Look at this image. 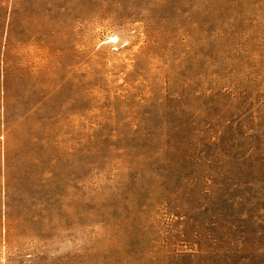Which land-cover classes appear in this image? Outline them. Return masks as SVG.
Segmentation results:
<instances>
[{
    "label": "rangeland",
    "instance_id": "obj_1",
    "mask_svg": "<svg viewBox=\"0 0 264 264\" xmlns=\"http://www.w3.org/2000/svg\"><path fill=\"white\" fill-rule=\"evenodd\" d=\"M0 264H264V0H0Z\"/></svg>",
    "mask_w": 264,
    "mask_h": 264
}]
</instances>
